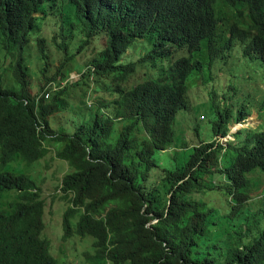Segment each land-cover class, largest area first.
<instances>
[{"label": "trees", "instance_id": "1", "mask_svg": "<svg viewBox=\"0 0 264 264\" xmlns=\"http://www.w3.org/2000/svg\"><path fill=\"white\" fill-rule=\"evenodd\" d=\"M239 5L247 7V17L237 11ZM45 21L55 23L60 53L55 58L50 34L34 42ZM71 34L81 37L75 53L69 50ZM97 38L94 48L102 38L106 45L81 58ZM140 41L153 47L151 55L121 65L122 56ZM237 42L246 57L257 55L264 62V0H0V53L15 55L10 65L19 85L17 91L0 88V162L20 156L33 164L46 159L47 146L54 145L57 158L69 167L59 187L67 204L60 244L92 240L88 264H264V219L258 230L241 224L235 231H211L233 212L224 216L201 200L207 191L223 188L216 183L220 176L237 191L247 186L248 175L264 172V129L240 132L236 146L201 144L185 163L176 157L174 165L171 158L170 169L155 159L161 153L169 158L179 144L175 125L179 114L190 112V78L207 62L220 60L227 64L217 70L232 72ZM29 48L39 54L35 62ZM184 53L190 56L175 60ZM88 57L96 59L90 64ZM77 59L84 63L81 80L70 86L77 91L67 94L74 73L69 66ZM147 59L162 60L163 70L160 79L142 83L135 78L137 67ZM115 75L123 84L116 86ZM93 77L109 79L107 105L98 90L95 99L89 94ZM132 80L138 85L130 86ZM237 86H229L226 101ZM85 88L93 97L90 112L76 113L72 128L66 123L56 129L55 118L69 109L67 95L71 99ZM245 94L250 112L242 104L234 113L221 99H210L218 118L214 138L226 139L228 128L242 124L256 105L264 113L259 88ZM193 130L198 136L196 125ZM7 193L16 196L9 208L0 204V264H68L67 254H52L39 186L24 175L0 172V200Z\"/></svg>", "mask_w": 264, "mask_h": 264}, {"label": "rangeland", "instance_id": "2", "mask_svg": "<svg viewBox=\"0 0 264 264\" xmlns=\"http://www.w3.org/2000/svg\"><path fill=\"white\" fill-rule=\"evenodd\" d=\"M237 11L241 13L244 17L248 16V10L246 6L239 5ZM243 22L247 23V18H244ZM54 26V22L48 24L45 21L44 24H41V29L40 31H38L35 40L33 39L36 43L39 36L50 34V44H48L51 58H55L56 56L60 55V53L57 51V47L54 46L53 37L55 36V33L52 32ZM61 32L62 31L60 27H58L57 35H60ZM69 38V50L71 53H75L79 46L81 37L77 34H71ZM98 38L94 41L93 48ZM33 43L32 46L35 47ZM104 45H106V38H102V40L97 43V46L94 49L88 51L87 54H83L82 56L80 55V57H85L90 52H93L94 55L96 54L97 50V53H99L100 50L104 47ZM152 49L153 47L147 41L137 42L132 47H130V49L125 55L122 56L120 64L129 65L132 63H138V61H140L144 56L149 57L151 55ZM233 50V54L236 57L232 58V62L235 63V61L237 60V63L232 72L228 73L226 71L217 70L218 67H222L227 64V60H220L216 61L212 66L209 65V62H207V64L204 65L203 72L200 75H194L190 78L188 82V99L190 100L191 104L190 112L179 114V121L175 125L179 144L177 148L175 146L172 150L169 151V158L163 153L157 154L155 158L156 161L163 167L170 169L168 165L170 163L171 158L174 160V165H176V157L178 159V164L185 163L187 157L190 155V152L193 150V148L198 147L201 144L205 145L209 143H214L221 145L224 148L228 147L229 145L236 146L238 144L237 135L240 132L246 129L251 131H258L264 129V113H262L256 105L255 107H253L252 112L242 122V124L231 125L228 128L229 132L226 139H222L220 137L214 138V135L212 133V125L214 122L217 121L218 118L213 110L215 102L214 100L210 101V99H221L223 105L228 106L230 111L237 113L244 102V98L246 95L245 93H251V89L253 87H258L262 96L264 94V84L261 83L264 82V62L262 61V59L257 55L246 57L243 51V46L240 44V42L236 43V46L233 48ZM29 52L30 57H32L33 61L35 62L37 60V55L39 54H33L30 51V48ZM196 55L197 53L193 54L195 60ZM12 56L15 55H8L3 50H1V90L17 91L19 89V85L12 77L14 75L15 70V65H10ZM189 56L190 55L187 53H184V56H180V54H178L175 60ZM94 59L96 58L88 57L87 62L91 64ZM245 60L246 62H244ZM162 63V60L157 59L154 61L152 59H147L146 61L138 65L137 72H139L135 78L139 79L142 83L147 80L160 79V75L163 70ZM56 65L59 66L60 62L56 61ZM83 68L84 63L83 61H79V59L70 63L69 69H71L74 73L71 76L69 75V88L67 90V94L71 91H77V89H74L76 87L70 86L71 84H75L81 80V72ZM30 75L36 78L34 72L31 71ZM211 76L212 80L209 84L203 82L204 80L209 81L211 79ZM114 78L116 79V86L123 84L119 81L120 77L118 75H115ZM254 79H256V81ZM232 82L238 84V86L235 93L229 92L231 99H228L226 101L225 98L228 96L227 91L229 86L232 85ZM89 84V94L94 96V99V90H98L102 100L105 101V105L111 102V98L108 94V90L111 87L109 85V79L98 80L93 77L90 79ZM129 85L133 86L138 84L137 82L132 80ZM64 86L65 83L63 84V87ZM212 86L214 88H212ZM86 91L87 89L85 88L83 91L75 92V95L72 96L71 99L67 95L65 99L69 103V111L67 110L65 113L55 118L56 129L61 126H65L66 123L67 125L65 127L72 128V119L73 117H76V113L80 117H82L83 115H87L90 112L88 104L90 102L89 105L91 107L94 105V103H92L93 97L90 96L88 93L86 94ZM117 96L118 95H115V98H117ZM243 105L247 106V111H251V109L249 108L250 102L247 101L246 104ZM221 108L223 109L224 106H222ZM185 117H189L190 119ZM52 125L53 119L50 120L51 128ZM195 125L198 127V136L197 132L193 130ZM73 130L75 131V126ZM47 147L49 149V154L46 159L35 162L33 164H28L25 163L20 156H16L14 160L8 164H2L0 162V172H14V174L24 175L29 179L33 180L39 186V189L41 190V196L44 199V202L46 203V220L48 223L47 232L54 246V248L52 249V254L54 252L59 257L65 256V254H67L68 264H88L87 254H90L92 252V240L88 241V243L86 241H82L81 239H74L66 244L59 243V236L61 233L58 228L61 227L63 223V210L65 207H67V204L61 198L62 195L59 191V187L62 178L69 172V167L67 163L60 161L57 158V151L54 148L53 144H50ZM187 148L188 150H185ZM223 178V176L218 177L217 180L220 183L216 181L218 186L223 188L213 191H207L206 196H201V200L211 210L221 211L224 216L231 215L232 212L233 215L231 218L225 220L223 224L219 225L218 227L210 226L211 231H215V229L219 228H223V230H226L230 227L231 228L229 230L235 231L237 230V227L241 224H244L246 228L256 227L258 230V226H261L262 220L264 219V209H262L264 207V172L258 169L254 173L248 175L247 186L237 191L235 189L229 188L228 181ZM222 183H224L223 186ZM9 194L10 193H7V197L0 200V204L6 206L7 208L10 207V204L14 201L16 196L15 194H11V196H8ZM237 196L243 197L245 198V200L240 203L237 200Z\"/></svg>", "mask_w": 264, "mask_h": 264}, {"label": "clouds", "instance_id": "3", "mask_svg": "<svg viewBox=\"0 0 264 264\" xmlns=\"http://www.w3.org/2000/svg\"><path fill=\"white\" fill-rule=\"evenodd\" d=\"M240 125V124H239Z\"/></svg>", "mask_w": 264, "mask_h": 264}]
</instances>
